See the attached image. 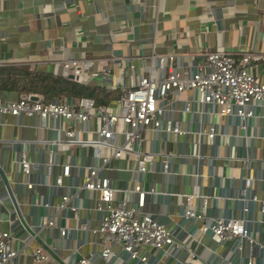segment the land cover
I'll use <instances>...</instances> for the list:
<instances>
[{
    "label": "built area",
    "instance_id": "obj_1",
    "mask_svg": "<svg viewBox=\"0 0 264 264\" xmlns=\"http://www.w3.org/2000/svg\"><path fill=\"white\" fill-rule=\"evenodd\" d=\"M174 57L172 53L140 57V71L128 73L127 86L121 87L119 95L105 104H97L88 97L45 101L36 93L15 100L0 99V113L38 117L40 123L33 127L47 131L46 136L29 139L25 147L18 150L12 163L17 165L18 174L28 175L29 179L14 183L27 190H32L35 184L45 187L50 193L32 204L40 202L48 211L68 213L70 216L65 219L69 217L76 222L74 228L61 225L54 213H48L38 223L39 227L23 223L25 230L34 239L38 229L56 228L58 241L66 244L71 229L76 233L70 237L69 244L79 246L81 241L99 246L80 259H77L78 246L70 247V264L75 261L95 264L98 259L105 264H254L245 259L242 250L244 240L249 244L256 242L250 222L256 203H259L258 212L264 215V199L259 200L251 187L255 179L264 185V177L260 174L244 176L238 194L217 196L227 202L242 203V214L232 217L207 216L209 196L203 190L205 184L202 181L199 184L198 178L203 180L208 169L204 147L213 145L218 136L224 134L215 123L205 120L208 115L234 119L236 132L229 134L231 138H244L246 144L256 135L264 140V80L251 69L252 62L262 55L254 51L234 53L217 49L206 52L201 61H195L187 69L174 66ZM117 58L120 59L118 65L123 64L119 74L122 68H134L132 58ZM109 66L106 59H91L83 54L62 60L59 67L62 75H71L70 79L80 85L94 86L99 80L109 82L107 89H115L120 83L115 82ZM178 101L181 106L175 108ZM194 103L198 105L197 110L193 108ZM178 110L181 114H198L197 127L191 131L183 128L181 119L173 114ZM256 119L261 122L260 134H253ZM148 131L154 136L161 132L173 134L175 139L191 133L193 138L185 153L159 151L156 141L152 148H144ZM37 144L42 148L36 152L39 158L34 161L29 153L35 151ZM251 145L246 147L247 151L251 150ZM124 156L131 157L133 171L129 186L121 189L106 172L112 168L114 160ZM176 156L181 162L174 166ZM250 158L245 150L239 159L248 166ZM34 165L42 168L39 180L32 179ZM154 171L162 175L163 182L146 185L145 174ZM176 175L182 176L184 184L194 178L197 187L175 193ZM8 178L10 175L2 173L5 185H10ZM165 185L168 188H164ZM59 188L63 190L56 195ZM5 190L11 199L7 186ZM172 194L183 198L180 218L173 224L168 225L144 210L147 197ZM80 209L97 212L98 225L92 227L88 220L81 219ZM14 212L15 220L21 221L16 204ZM199 218L203 221L197 227L198 232L215 240L208 259L196 252L200 241L193 248L189 246L190 240L195 238L193 233ZM48 241L44 238L37 241L32 250L34 264H59L48 249L53 246ZM225 243L229 246L223 255L218 247ZM17 255L9 230L0 227V264L12 261Z\"/></svg>",
    "mask_w": 264,
    "mask_h": 264
},
{
    "label": "crops",
    "instance_id": "obj_2",
    "mask_svg": "<svg viewBox=\"0 0 264 264\" xmlns=\"http://www.w3.org/2000/svg\"><path fill=\"white\" fill-rule=\"evenodd\" d=\"M217 49L234 53L254 51L261 54L260 59L252 62L251 69L264 80V0H0V65L29 64L36 70L69 78L60 71L62 60L83 54L91 59H106L115 76V82L120 84L115 89H107L109 82L102 83L97 80L94 86L115 91L117 95L121 87L127 86V74H137L140 71V57L172 53L175 55L173 65L187 69L195 61H201L206 52ZM120 56L132 58L134 68H122V74H119L123 65H118L120 59L117 57ZM17 98L19 95L16 92L0 90L1 100ZM64 99L66 98H60ZM180 106V101L174 104L175 108ZM193 108L197 110L198 105L194 103ZM173 114L176 119H181L183 128L191 131L197 127L198 114H181L179 110ZM205 120L215 123L218 130L224 133L218 136L213 145L203 149L208 169L203 180L198 178V183L202 181L205 184L203 190L209 196L207 216H240L241 202H227L217 196L238 194L240 187H243L244 176L260 174L264 177V140L256 135L250 141L251 150L247 151L249 142L246 144L244 138L229 136L236 132L234 119L211 114ZM39 123L38 117L0 113V227L9 230L13 237V248L18 250L17 257L5 264H34L32 250L37 241L43 238L49 239L48 242L53 245L48 246V249L59 264H70V247L78 246L73 242L69 244L70 237L76 233L71 229L68 230L66 238L68 243L60 244L56 228L38 229L37 237L32 239L23 225L37 226L48 213H54L56 221L61 225L67 224L74 228L76 223L72 218L65 219V216H70L68 213L48 211L40 202L37 205L32 204L50 193L45 187L35 184L32 190H27L14 183L29 179L28 175L18 174L17 165L12 161L18 150L25 147L27 140L46 136V130L33 127ZM260 123L256 119L257 128L253 129V134L261 133ZM54 135L52 132V136ZM145 135L144 148H152L156 141L159 151L166 149L174 153L187 152L193 138L191 133L181 139H175L173 134L163 132L154 136L148 131ZM41 148V144L34 146L35 151L29 153L32 160H38L36 152ZM245 150L252 157L248 166L243 165L239 159L245 154ZM179 162L180 157H174V166ZM132 169L131 157L124 156L114 160L112 168L106 173L115 186L123 189L129 186ZM2 173L10 175L8 183L15 196L14 202L21 221L15 220V204L6 195ZM42 173L41 166L34 165L32 179H41ZM144 182L146 185L162 183V175L158 171L149 172L145 174ZM194 183V178H189L187 184H184L182 176L176 175L173 191L180 193L193 190L197 187ZM164 188H168V185ZM251 189L259 200L264 199V185L260 181L255 179ZM62 190L63 188H59L56 195L61 194ZM182 202L183 198L176 194L167 197L149 196L144 210L171 225L180 218ZM258 210L259 203H256L250 222L256 242L249 244L244 240L242 254L254 264H264V215ZM78 215L81 219L88 220L92 227L98 225L99 214L93 209H80ZM202 221V218L197 219L196 231L193 233L195 238L190 240L189 246L193 248L200 241L196 252L208 259L215 240L198 232L197 227ZM79 236L82 237V233ZM95 238L98 239L97 236ZM79 242L77 259L87 256L93 248L99 249L97 244ZM228 246L229 243H225L218 247V252L224 255ZM201 249L206 255L200 253ZM95 262L105 264L99 259ZM71 264L79 263L75 261Z\"/></svg>",
    "mask_w": 264,
    "mask_h": 264
},
{
    "label": "trees",
    "instance_id": "obj_3",
    "mask_svg": "<svg viewBox=\"0 0 264 264\" xmlns=\"http://www.w3.org/2000/svg\"><path fill=\"white\" fill-rule=\"evenodd\" d=\"M0 90L16 92L19 97L40 93L44 100L60 98H92L97 104L108 103L118 95L99 86L80 85L70 78L42 72L26 65H0Z\"/></svg>",
    "mask_w": 264,
    "mask_h": 264
},
{
    "label": "water",
    "instance_id": "obj_4",
    "mask_svg": "<svg viewBox=\"0 0 264 264\" xmlns=\"http://www.w3.org/2000/svg\"><path fill=\"white\" fill-rule=\"evenodd\" d=\"M69 78H72V76L69 75ZM6 186H7L8 192H9V194H10V197H11V199L13 200V203L15 204V202H14V194H13V192H12V189H11L10 185H8V184H7Z\"/></svg>",
    "mask_w": 264,
    "mask_h": 264
},
{
    "label": "rangeland",
    "instance_id": "obj_5",
    "mask_svg": "<svg viewBox=\"0 0 264 264\" xmlns=\"http://www.w3.org/2000/svg\"><path fill=\"white\" fill-rule=\"evenodd\" d=\"M202 252H203V251H202V249H201V250H200V253H201L202 255H204L205 253H204V252L202 253ZM205 255H206V254H205Z\"/></svg>",
    "mask_w": 264,
    "mask_h": 264
}]
</instances>
